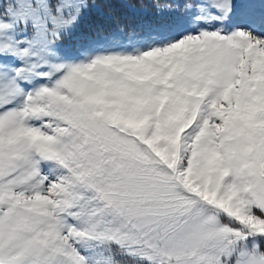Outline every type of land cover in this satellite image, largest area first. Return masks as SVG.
<instances>
[{
  "label": "snow or ice",
  "instance_id": "6c2138e0",
  "mask_svg": "<svg viewBox=\"0 0 264 264\" xmlns=\"http://www.w3.org/2000/svg\"><path fill=\"white\" fill-rule=\"evenodd\" d=\"M0 264H264V0H0Z\"/></svg>",
  "mask_w": 264,
  "mask_h": 264
},
{
  "label": "rangeland",
  "instance_id": "374dc122",
  "mask_svg": "<svg viewBox=\"0 0 264 264\" xmlns=\"http://www.w3.org/2000/svg\"><path fill=\"white\" fill-rule=\"evenodd\" d=\"M103 11H105L106 14L118 17L121 23H131L132 22V18L129 14H126L125 10L123 9H115L113 10L111 13H109L108 9H103ZM97 22V17L95 16V14H92L89 17H86L85 20L82 22L81 25V31H83L84 29H91L95 26ZM109 29H114L115 25L114 24H110Z\"/></svg>",
  "mask_w": 264,
  "mask_h": 264
}]
</instances>
